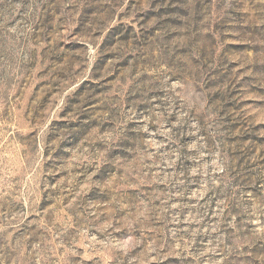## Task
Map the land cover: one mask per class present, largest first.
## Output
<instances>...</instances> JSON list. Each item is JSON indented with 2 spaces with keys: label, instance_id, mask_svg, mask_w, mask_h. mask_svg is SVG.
<instances>
[{
  "label": "rangeland",
  "instance_id": "obj_1",
  "mask_svg": "<svg viewBox=\"0 0 264 264\" xmlns=\"http://www.w3.org/2000/svg\"><path fill=\"white\" fill-rule=\"evenodd\" d=\"M0 264H264V0H0Z\"/></svg>",
  "mask_w": 264,
  "mask_h": 264
}]
</instances>
